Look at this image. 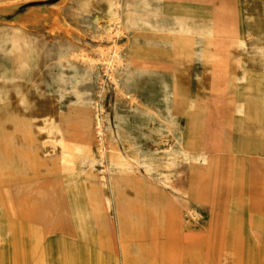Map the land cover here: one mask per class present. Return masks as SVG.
<instances>
[{
  "label": "rangeland",
  "instance_id": "rangeland-1",
  "mask_svg": "<svg viewBox=\"0 0 264 264\" xmlns=\"http://www.w3.org/2000/svg\"><path fill=\"white\" fill-rule=\"evenodd\" d=\"M57 7L69 34L48 29ZM15 9L0 14V264H264V110L243 93L249 72L248 90L264 93L255 75L264 74V0H28ZM36 13L38 24L5 26ZM213 24L244 40L236 55L213 51L238 62L228 145L207 136L222 119L212 96L197 93ZM180 29L195 37L185 84L132 59L143 45L134 32ZM198 176L202 200L191 188Z\"/></svg>",
  "mask_w": 264,
  "mask_h": 264
},
{
  "label": "bare ground",
  "instance_id": "bare-ground-1",
  "mask_svg": "<svg viewBox=\"0 0 264 264\" xmlns=\"http://www.w3.org/2000/svg\"><path fill=\"white\" fill-rule=\"evenodd\" d=\"M25 1L28 0H0V14H6L9 13L10 11L7 12V9H15L16 7L19 6L20 3H25ZM2 2V3H1ZM232 5L234 6V0H231ZM239 4V3H238ZM18 5V6H17ZM177 7V6H176ZM16 10V9H15ZM14 11V10H13ZM60 7H57L54 12L52 13V16L54 17V20L50 23L51 25L48 27L49 31L52 33H58V32H64L66 34L70 33V28L69 25L66 23H63L62 20L59 18L60 14ZM76 12H79L77 10ZM176 14L181 13H187L190 12L189 9H186L184 11H173ZM11 13V12H10ZM191 16V15H190ZM40 18H43L41 14H32L30 16L27 15L25 19L18 20V22H11L8 21L5 26L7 28H19L23 27V23H28V24H38L40 21ZM116 20V24L121 26V16L118 15L114 18ZM102 20V18H101ZM100 20V21H101ZM112 20V19H111ZM2 21V20H1ZM4 21V20H3ZM2 21V22H3ZM6 21V20H5ZM45 22V21H44ZM68 22V21H67ZM112 22V21H111ZM70 23V22H69ZM76 23V22H75ZM36 27V25H35ZM37 28V27H36ZM47 30V29H46ZM48 31V30H47ZM45 35V34H43ZM48 35V34H47ZM134 37L136 38V41H141L143 45H137L133 49V54H132V59H139L141 60V63L143 65H149L153 68L162 70V71H171L173 72L176 77L179 79V81L182 84H185L190 77V68L191 64L193 61V55H194V46H195V37L193 34H191L189 31H186L184 29L180 30H172L167 33L164 32H157V31H147V32H134ZM78 36V35H77ZM253 36V35H252ZM251 36V37H252ZM44 38V37H43ZM42 39V38H41ZM68 39V38H67ZM70 39V38H69ZM108 42V41H107ZM244 42L243 40V35L242 33L235 27L233 26H215L213 24V29L210 33L209 36L205 38V50L202 58V73H201V78L199 83L197 84V93L200 96H204L205 94L211 95L213 100L215 101V106L218 112V116L222 119V122L219 126L213 128L212 130H208V137L211 140H218L220 141V144L224 143L228 145V140L231 137L230 133V127L232 124L230 114H228V108L231 105H234L235 103H232V98H231V90L235 87V79L237 75V67H238V62L237 59H232V58H227L224 61H218L216 57L214 56V46L216 44L221 45L222 48L225 50H230L232 51L231 53H234L236 55V52L239 50V45ZM57 43V42H56ZM73 43V42H72ZM21 45V44H20ZM104 47V45H102ZM60 47V46H59ZM76 48V47H74ZM101 48V47H100ZM81 49V48H80ZM109 49V48H108ZM129 49V48H128ZM100 50V49H99ZM110 50V49H109ZM130 50V49H129ZM72 51V50H71ZM70 51V52H71ZM83 52V49H81ZM111 51V50H110ZM41 52V51H40ZM73 52V51H72ZM79 52V51H78ZM81 52V53H82ZM100 52V51H99ZM110 53V52H109ZM117 53V52H116ZM125 53V52H124ZM77 54V53H76ZM79 54V53H78ZM99 54V53H98ZM70 55V54H69ZM73 55V54H72ZM71 55V56H72ZM84 55V54H83ZM111 55V54H110ZM246 55V54H245ZM244 55V59L245 56ZM81 56V55H80ZM102 56V55H101ZM77 57V56H76ZM105 60H109V56L104 54ZM102 57V58H104ZM122 57V56H121ZM130 57V56H129ZM70 58V57H68ZM78 58V57H77ZM124 58V57H123ZM247 59V57H246ZM245 59V61H246ZM73 60V59H72ZM77 60V59H76ZM84 62H89L91 63V60L87 57L83 58ZM127 64H130V60L127 57V60H125ZM244 61V60H243ZM93 62V61H92ZM123 60H119L118 66L121 64L122 65ZM107 63V62H105ZM104 63V65H105ZM125 63V64H126ZM246 63V62H245ZM110 64V63H109ZM48 65V62H47ZM81 65V64H79ZM83 65V64H82ZM103 65V64H102ZM108 65V64H106ZM109 66V65H108ZM114 66V65H113ZM123 66V65H122ZM104 67V66H102ZM106 67V66H105ZM116 67V66H115ZM132 67V66H131ZM45 68V67H44ZM93 68V67H92ZM193 68V67H192ZM94 69V68H93ZM99 69V68H98ZM111 69V68H110ZM138 69V68H137ZM112 70V69H111ZM132 70V69H131ZM155 70V69H153ZM251 70V69H250ZM43 71V70H42ZM122 71V70H120ZM249 72V71H248ZM259 72V71H256ZM133 73V71H132ZM161 73V72H160ZM163 73V72H162ZM166 74V73H165ZM252 72L247 73L246 75V81L244 85V92H246V98L248 99V103L251 105H256L259 110H263L262 107H264V93L259 92L258 90H248L249 89V81L252 78ZM109 75V74H108ZM114 77V76H113ZM99 78V77H98ZM101 80V79H100ZM126 81V79H125ZM177 81V80H176ZM178 81V82H179ZM99 82V81H98ZM179 82V83H180ZM102 83V82H101ZM100 83V84H101ZM139 83V82H137ZM180 83V85H181ZM136 84V83H135ZM137 85V84H136ZM179 85V86H180ZM186 85H189L186 84ZM191 85V84H190ZM117 86V85H116ZM177 86V85H176ZM182 86V85H181ZM180 86V87H181ZM184 86V85H183ZM239 86V85H238ZM237 86V87H238ZM101 87V86H100ZM99 87V88H100ZM107 87V86H106ZM188 87V86H187ZM186 87V88H187ZM137 88V87H136ZM28 89V88H27ZM117 89V87H116ZM183 89V88H182ZM238 89V88H237ZM118 90V89H117ZM116 90V91H117ZM120 90V89H119ZM140 90V88H139ZM190 90V89H188ZM236 90V89H235ZM98 91V89H97ZM25 93V92H24ZM98 93V92H96ZM241 93V92H240ZM148 94V93H147ZM234 94V93H233ZM122 95V93H121ZM134 95V94H133ZM177 95V94H176ZM180 95V94H179ZM182 95V94H181ZM242 93L240 94V96ZM96 96V95H95ZM123 96V95H122ZM183 96V95H182ZM88 97V96H87ZM121 98L120 96H118ZM128 97V96H127ZM207 97V96H206ZM242 97V96H241ZM99 98V97H98ZM123 98V97H122ZM137 98V97H136ZM176 98V96L174 97ZM180 98V97H179ZM182 98V97H181ZM235 96H233V99ZM238 98V97H237ZM245 98V97H244ZM75 99V98H74ZM205 99V98H204ZM67 100V99H66ZM64 100V101H66ZM125 100V99H124ZM241 100V98H240ZM245 100V99H243ZM204 101V100H203ZM139 102V101H138ZM237 102V101H236ZM121 103V102H120ZM136 103V102H135ZM181 103V102H180ZM202 103V102H201ZM247 103V102H246ZM130 104V102L128 103ZM127 104V105H128ZM139 104V103H138ZM175 104V103H174ZM205 104V102H204ZM177 105V104H176ZM180 105V104H179ZM121 106V105H120ZM132 106V105H131ZM130 106V107H131ZM174 106V105H173ZM181 106V105H180ZM202 108V106H200ZM232 107V106H231ZM249 107V106H248ZM247 107V108H248ZM69 108V107H68ZM145 108V107H144ZM177 108V107H176ZM250 108V107H249ZM256 108V107H255ZM203 109V108H202ZM206 109V108H205ZM233 109V108H232ZM251 109V108H250ZM248 109V110H250ZM89 110V108H88ZM204 110V109H203ZM213 110V109H212ZM66 111V110H65ZM93 111V110H90ZM207 111V110H205ZM215 111V110H214ZM255 111V109H254ZM257 111V110H256ZM60 112V111H59ZM202 112V111H201ZM204 112V111H203ZM200 113V112H199ZM246 113V112H245ZM250 113V111H249ZM255 113V112H254ZM86 114V112H85ZM89 114V113H88ZM180 114V113H179ZM205 114V113H204ZM249 115V114H248ZM3 114L0 113V117H2ZM60 116V115H59ZM105 116V115H104ZM115 116V115H114ZM157 116V115H156ZM207 116V115H206ZM239 116V115H238ZM258 116V115H256ZM89 117V116H88ZM158 117V116H157ZM251 117V116H250ZM255 117V116H254ZM87 118V116H86ZM101 118V117H100ZM238 118V117H237ZM253 118V117H252ZM251 118V119H252ZM259 118V117H258ZM257 117L255 118L256 120L258 119ZM60 119V118H59ZM65 119V118H64ZM211 119V118H210ZM234 119V118H233ZM232 119V120H233ZM250 119V120H251ZM254 119V118H253ZM253 121V124L258 126V129L262 130V120L259 118L257 121ZM249 120V121H250ZM76 121V120H75ZM81 121V120H80ZM88 122V120H85ZM237 120L235 121V123ZM247 122V121H246ZM86 123V122H84ZM206 123V122H205ZM240 123V122H239ZM244 123V122H243ZM257 123V124H256ZM89 124V123H88ZM107 124V123H106ZM168 124V123H167ZM209 124V123H208ZM213 124V123H212ZM245 124V123H244ZM250 124V123H249ZM248 124V125H249ZM207 125V124H206ZM210 125V124H209ZM237 124H235L236 126ZM240 125V124H239ZM90 126V125H89ZM97 126V125H96ZM95 126V128H96ZM100 126V125H99ZM241 126V125H240ZM210 127V126H209ZM238 127V126H237ZM248 127V126H247ZM246 127V128H247ZM250 127V126H249ZM248 127V129H249ZM255 127V129H256ZM233 128V127H232ZM231 128V129H232ZM89 129V128H88ZM99 129V127L97 128ZM206 129V128H205ZM237 129V128H236ZM240 129V127H239ZM244 130L245 128L242 127ZM136 130V129H135ZM247 130V129H246ZM257 130V129H256ZM239 131V130H238ZM237 131V132H238ZM251 131V130H250ZM91 132V131H89ZM88 132V134H89ZM203 132V131H202ZM240 132V131H239ZM247 132V131H246ZM258 132V130H257ZM256 132V133H257ZM236 133V130H235ZM245 133V131H244ZM248 133V132H247ZM246 133V134H247ZM255 133V131H254ZM85 134V133H84ZM251 134V133H250ZM87 135V134H86ZM171 135V134H170ZM143 137V135H142ZM84 138V137H83ZM144 138V137H143ZM174 138V137H173ZM89 139V138H88ZM88 139L87 142H88ZM205 139V138H204ZM22 138H18V142H22ZM177 141V140H176ZM230 143V142H229ZM232 143V142H231ZM233 143H235L233 141ZM88 144V143H87ZM179 144V143H178ZM237 144V143H236ZM167 145V144H166ZM205 145V144H204ZM202 145V146H204ZM225 145V146H226ZM144 146V145H143ZM171 146V145H170ZM218 146V145H217ZM236 146V145H234ZM233 146V147H234ZM136 148V147H135ZM142 148V147H141ZM164 148V147H163ZM162 148V149H163ZM225 148V147H224ZM235 148V147H234ZM138 149V148H137ZM140 149V148H139ZM138 149V150H139ZM151 149V148H150ZM208 149V148H207ZM229 149V148H228ZM237 149V148H236ZM97 150V149H96ZM227 149H224L226 151ZM236 153V152H235ZM257 154V153H256ZM261 155V154H260ZM100 157V156H99ZM213 157V156H212ZM262 159V158H261ZM231 162V161H230ZM232 163V162H231ZM230 163V165H231ZM62 164V163H61ZM254 164V163H253ZM230 167V166H229ZM105 168V167H103ZM211 171V170H210ZM208 169L209 173L210 172ZM203 173V172H202ZM98 174V173H97ZM109 175V174H108ZM200 175V174H199ZM208 175V174H207ZM148 176V175H147ZM202 176V175H200ZM200 176L194 178L191 183V188L195 193V197L197 199H201L197 195V193L200 190V186L198 184V181L200 179ZM206 176V175H205ZM109 178V177H108ZM111 186V185H109ZM68 188V187H67ZM103 198V197H102ZM116 224V223H115ZM113 226V224H112ZM115 226V225H114ZM113 230V229H112ZM259 231V230H258ZM261 232V231H260ZM261 234V233H260ZM111 238V237H109ZM117 249V248H116ZM121 253V252H120ZM118 254V253H117Z\"/></svg>",
  "mask_w": 264,
  "mask_h": 264
},
{
  "label": "crops",
  "instance_id": "crops-1",
  "mask_svg": "<svg viewBox=\"0 0 264 264\" xmlns=\"http://www.w3.org/2000/svg\"><path fill=\"white\" fill-rule=\"evenodd\" d=\"M34 1H39V0H34ZM255 75L263 76V77H264V74H258V73H256ZM262 109L264 110V107H262ZM260 130H261V129H260Z\"/></svg>",
  "mask_w": 264,
  "mask_h": 264
}]
</instances>
